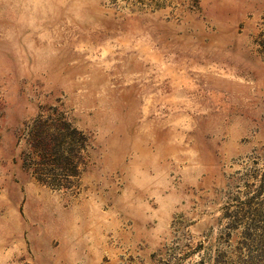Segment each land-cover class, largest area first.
<instances>
[{"label":"rangeland","instance_id":"obj_1","mask_svg":"<svg viewBox=\"0 0 264 264\" xmlns=\"http://www.w3.org/2000/svg\"><path fill=\"white\" fill-rule=\"evenodd\" d=\"M0 264H264V0H0Z\"/></svg>","mask_w":264,"mask_h":264}]
</instances>
